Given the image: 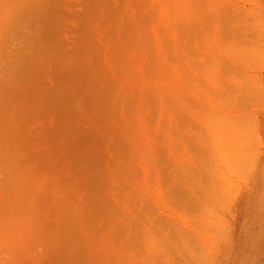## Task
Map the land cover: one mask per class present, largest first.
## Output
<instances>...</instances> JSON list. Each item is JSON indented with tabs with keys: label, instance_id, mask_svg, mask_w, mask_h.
Returning a JSON list of instances; mask_svg holds the SVG:
<instances>
[{
	"label": "rangeland",
	"instance_id": "1",
	"mask_svg": "<svg viewBox=\"0 0 264 264\" xmlns=\"http://www.w3.org/2000/svg\"><path fill=\"white\" fill-rule=\"evenodd\" d=\"M0 264H264V0H0Z\"/></svg>",
	"mask_w": 264,
	"mask_h": 264
},
{
	"label": "bare ground",
	"instance_id": "2",
	"mask_svg": "<svg viewBox=\"0 0 264 264\" xmlns=\"http://www.w3.org/2000/svg\"><path fill=\"white\" fill-rule=\"evenodd\" d=\"M33 38H35V37H33Z\"/></svg>",
	"mask_w": 264,
	"mask_h": 264
}]
</instances>
